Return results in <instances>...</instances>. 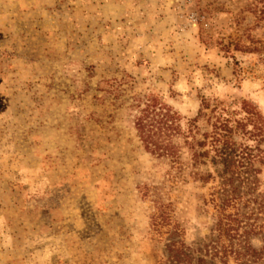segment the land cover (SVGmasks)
Segmentation results:
<instances>
[{"label": "rangeland", "instance_id": "rangeland-1", "mask_svg": "<svg viewBox=\"0 0 264 264\" xmlns=\"http://www.w3.org/2000/svg\"><path fill=\"white\" fill-rule=\"evenodd\" d=\"M263 4L0 0V264H157L143 185L187 244L207 238V188L173 183L133 121L148 95L183 121L202 99L264 117Z\"/></svg>", "mask_w": 264, "mask_h": 264}, {"label": "trees", "instance_id": "trees-1", "mask_svg": "<svg viewBox=\"0 0 264 264\" xmlns=\"http://www.w3.org/2000/svg\"><path fill=\"white\" fill-rule=\"evenodd\" d=\"M258 13L264 17V4ZM204 118L208 129L199 123ZM133 123L142 146L168 166L173 183L192 178L207 188L203 203L213 219L207 238L187 244L172 202L143 185L142 197H153L150 231L164 241L165 256L157 264H264V191L258 181L264 117L257 107L244 99L230 110L202 99L197 115L183 121L157 95H148ZM207 164L212 169H197Z\"/></svg>", "mask_w": 264, "mask_h": 264}]
</instances>
